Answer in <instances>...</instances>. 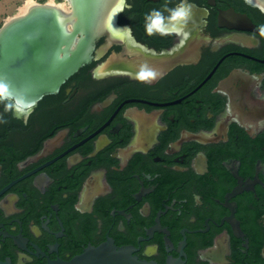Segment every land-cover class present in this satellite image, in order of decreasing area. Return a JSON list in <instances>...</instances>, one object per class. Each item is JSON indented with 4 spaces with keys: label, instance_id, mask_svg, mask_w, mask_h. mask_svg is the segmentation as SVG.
<instances>
[{
    "label": "flooded vegetation",
    "instance_id": "flooded-vegetation-1",
    "mask_svg": "<svg viewBox=\"0 0 264 264\" xmlns=\"http://www.w3.org/2000/svg\"><path fill=\"white\" fill-rule=\"evenodd\" d=\"M188 2L187 40L145 29L180 0H123L27 123L0 101V264L105 242L156 264H264V10Z\"/></svg>",
    "mask_w": 264,
    "mask_h": 264
},
{
    "label": "water",
    "instance_id": "water-1",
    "mask_svg": "<svg viewBox=\"0 0 264 264\" xmlns=\"http://www.w3.org/2000/svg\"><path fill=\"white\" fill-rule=\"evenodd\" d=\"M68 8L37 3L0 27V84L19 104L36 103L90 61L94 42L109 32L123 0H64ZM264 10V0H245ZM232 21L243 16L230 13ZM47 264H156L138 260L129 247L105 242L68 262ZM167 264H178L170 261Z\"/></svg>",
    "mask_w": 264,
    "mask_h": 264
},
{
    "label": "clouds",
    "instance_id": "clouds-1",
    "mask_svg": "<svg viewBox=\"0 0 264 264\" xmlns=\"http://www.w3.org/2000/svg\"><path fill=\"white\" fill-rule=\"evenodd\" d=\"M128 7H131L128 5ZM167 12V15L164 14ZM193 5L188 0H180L175 7L160 10H152L145 17V29L148 35L159 34L161 36L176 35L183 40H187L189 33L186 31L189 21L192 19ZM259 34L264 37V26L259 28ZM143 79V75L140 77ZM4 85L0 84V101L8 99L4 96ZM35 108V103L19 104L16 102L6 103L5 111H11L17 119H23L27 123L28 117ZM0 122L3 121L0 117Z\"/></svg>",
    "mask_w": 264,
    "mask_h": 264
},
{
    "label": "rangeland",
    "instance_id": "rangeland-1",
    "mask_svg": "<svg viewBox=\"0 0 264 264\" xmlns=\"http://www.w3.org/2000/svg\"><path fill=\"white\" fill-rule=\"evenodd\" d=\"M26 1L27 0H0V27L8 19L21 14ZM46 2L61 4L64 6V8H68V5L64 0H45L43 3Z\"/></svg>",
    "mask_w": 264,
    "mask_h": 264
},
{
    "label": "bare ground",
    "instance_id": "bare-ground-1",
    "mask_svg": "<svg viewBox=\"0 0 264 264\" xmlns=\"http://www.w3.org/2000/svg\"><path fill=\"white\" fill-rule=\"evenodd\" d=\"M34 2H35L34 0H27V1L25 2L24 9H23V11L21 12V14L24 13V12H26L27 9H28L29 7H31V6L34 4ZM47 5H48V6H49V5H50V6H55L56 4L51 3V2H48ZM56 6H58V5H56ZM56 6H55V7H56ZM58 7L61 8L62 10L67 11V10L64 8V6L61 5V4H59ZM107 25H108V29H110L109 32L112 33V27H110L109 24H107Z\"/></svg>",
    "mask_w": 264,
    "mask_h": 264
},
{
    "label": "trees",
    "instance_id": "trees-1",
    "mask_svg": "<svg viewBox=\"0 0 264 264\" xmlns=\"http://www.w3.org/2000/svg\"><path fill=\"white\" fill-rule=\"evenodd\" d=\"M34 1H36V2H38V3H43V2H45V0H34Z\"/></svg>",
    "mask_w": 264,
    "mask_h": 264
}]
</instances>
